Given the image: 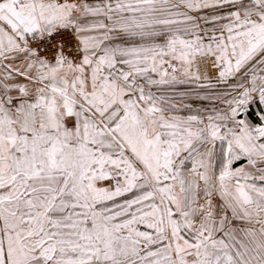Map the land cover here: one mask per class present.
Listing matches in <instances>:
<instances>
[{"label":"snow or ice","instance_id":"6c2138e0","mask_svg":"<svg viewBox=\"0 0 264 264\" xmlns=\"http://www.w3.org/2000/svg\"><path fill=\"white\" fill-rule=\"evenodd\" d=\"M0 264H264V0H0Z\"/></svg>","mask_w":264,"mask_h":264}]
</instances>
